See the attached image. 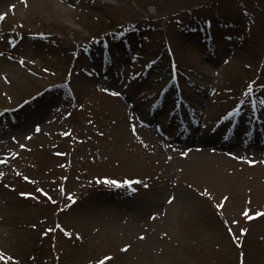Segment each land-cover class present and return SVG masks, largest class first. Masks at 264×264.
<instances>
[{
  "label": "rangeland",
  "instance_id": "1",
  "mask_svg": "<svg viewBox=\"0 0 264 264\" xmlns=\"http://www.w3.org/2000/svg\"><path fill=\"white\" fill-rule=\"evenodd\" d=\"M0 13V264H264V217L241 215L264 212V147L204 150L178 130L224 142L214 120L249 81L257 103L237 118L264 130V0H0Z\"/></svg>",
  "mask_w": 264,
  "mask_h": 264
},
{
  "label": "snow or ice",
  "instance_id": "2",
  "mask_svg": "<svg viewBox=\"0 0 264 264\" xmlns=\"http://www.w3.org/2000/svg\"><path fill=\"white\" fill-rule=\"evenodd\" d=\"M73 6H74V5H73ZM10 7H11V6H10ZM3 16H4V14H3V13H0V19H3ZM34 35H44V34H43V33H40V34H34ZM73 54L75 55V53H73ZM132 59L134 60V59H136V57H132ZM29 62H30V63H33L32 61H29ZM20 63H23V58H22V57H21ZM150 63H151V62H150ZM143 67L147 68V67H149V65L146 64V65H144ZM173 67H174V64H173ZM44 71H47V69H45ZM89 74L92 75V73H89ZM135 75H138V74H134V76H135ZM175 75H176V74L173 72V73H172V77H171V79H172L173 81L175 80ZM253 87H254V85L252 84L251 81H249L248 86H246V87L243 89V92L241 93V95L245 96L246 99H244V100H238L237 103L235 104V106L231 107L230 110L227 111L225 115L220 116L219 119L216 121V124H217V125H220L221 122H223V121L229 120V118H231V117H233V116H237V117H238L241 113H243L244 108H245L246 105H249V106H250V105H254L255 103H257V101L251 99L252 92H253ZM261 89H262V91H264V85H261ZM103 91H105V92H110L111 95H113V96H117V97H119V96L122 95V93H121L120 91H115V90H112V89H109V88H105V89H103ZM161 91H163V88L161 89ZM39 95H40V93H37V96H39ZM258 103H259V105H261V109H260V110H261L262 112H264V98L259 99ZM181 106H183V104H181ZM17 107H19V105H17ZM81 107H83V106L81 105ZM256 111H257V109L253 107V108H252L253 118H255V115H254V114H255ZM186 115H187V114H186ZM229 122H230V121H229ZM191 123H192V122L190 121V122H189V126H190ZM245 123H247V121H245ZM157 127H159V126H157ZM35 130H36L37 132L40 131V127H39V125L36 126ZM131 131H132V133H133L134 135H135L136 132H137V130H136V126H135L134 124L131 125ZM63 134H64V135H68V133H63ZM20 147L23 148V147H25V145L21 144ZM180 155H182V156H186L187 153H186V152H181ZM229 155H234V154H233V153H229ZM235 158H236V159H246V157H238V156L235 157ZM169 159H171V157H169ZM247 162H248V163H255V161H252V160H248ZM262 162H264V161H262ZM0 163H7V161H6V160H2V159H0ZM2 175H4V173H3V172H0V176H2ZM23 179H24L25 181H28V180H29V177H28V176H24ZM96 182H97V183H103V184H106V185H108L109 187H114V188H125V189H127L130 193H134V192L137 191L136 188L132 187L133 184H140V181H139V180H137V181H132V180L117 181V180L107 179V178H105V179L102 180V181L98 180V181H96ZM143 186H144L145 188H148V187H149L148 184H144ZM36 192H37V193H42L45 197H48V199H49L53 204L56 203V201H55V200H52V198H51L50 196H48V193H47V192H44L43 189L37 188V189H36ZM61 192H62V194L64 193L63 187H61ZM18 195L21 196V197H25V196H29V195H31V194H30V193H26V192H20ZM66 195H67V199H68L69 201H71L72 203H75V197L73 196L72 193L69 192V193H67ZM203 195H208V192L205 191V192L203 193ZM37 199H38V197H37ZM174 199H175V197H173V196H169V197H167V201H168V203H171ZM227 199H228L227 197H224V200H225V201H226ZM69 206H70V205H68V204L65 205L66 208L69 207ZM215 207H216L217 209H220V208L222 207V205L218 203V204L215 205ZM241 215H242L245 219L253 220V219L258 218V217H264V212H261V211H255L254 214H253V213L250 212L249 209H245V210L241 213ZM151 218H152V219H155V215H153ZM224 223L227 224L228 221H225ZM231 223L236 224V223H238V221H236V220H232ZM33 227H35V225H33ZM55 230H62V231L64 232V235H65V236H68V237H71V236L73 235V233L68 232L66 229H62V226H61L60 224H57V225L55 226L54 229H48L47 231H55ZM240 231H241L242 233H244V232H247V229L241 228ZM228 232H229V233L232 232L231 228L228 229ZM42 234H43V233H42ZM76 238H77V239H82V237H80V235H79L78 233L76 234ZM144 238H145V237H144L143 235L140 236V239H144ZM233 239H234V241H236V242L238 243V239H237L236 237H233ZM128 247H129V245H125V247L122 249V251H127V250H128ZM9 259H10V258L7 257L3 252H0V261H7V260H9ZM111 259H112V258L109 257V256H104L102 259H97V260H96V264H106V261H110Z\"/></svg>",
  "mask_w": 264,
  "mask_h": 264
},
{
  "label": "bare ground",
  "instance_id": "3",
  "mask_svg": "<svg viewBox=\"0 0 264 264\" xmlns=\"http://www.w3.org/2000/svg\"><path fill=\"white\" fill-rule=\"evenodd\" d=\"M192 144H198V146L203 147V149H207L208 148H215L217 146H221L223 147L222 144H219V142L217 141L216 138H214V135H206V136H202L201 138H197L195 141H191ZM197 148V147H196Z\"/></svg>",
  "mask_w": 264,
  "mask_h": 264
}]
</instances>
